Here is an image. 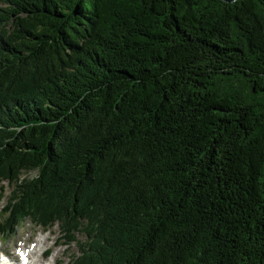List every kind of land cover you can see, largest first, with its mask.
<instances>
[{
  "label": "trees",
  "instance_id": "1",
  "mask_svg": "<svg viewBox=\"0 0 264 264\" xmlns=\"http://www.w3.org/2000/svg\"><path fill=\"white\" fill-rule=\"evenodd\" d=\"M0 3L1 233L85 234L72 264H264V0Z\"/></svg>",
  "mask_w": 264,
  "mask_h": 264
},
{
  "label": "rangeland",
  "instance_id": "2",
  "mask_svg": "<svg viewBox=\"0 0 264 264\" xmlns=\"http://www.w3.org/2000/svg\"><path fill=\"white\" fill-rule=\"evenodd\" d=\"M0 6H2L1 3ZM32 175H35V172H32ZM2 184L5 187L2 197H0V221L2 218L1 210L8 203V199L13 189L7 181ZM43 236L48 237V240H46L44 244V249L48 248L50 250L49 255H47V257L44 259L46 264L54 263L56 256L57 258H60V262L58 261L56 264H72L73 257L80 254V248L83 245L81 241H85L86 239L85 234H79V237L78 235L77 237L80 242L76 240H70V242H68L67 238H62L61 229L58 224L51 226L50 229H45L42 226L35 224L30 218H28L20 222V224L7 235L0 233V245L2 248L0 256L2 253L9 255L15 254L16 247L29 248L32 243L36 242L38 238ZM55 241H58L56 243H58L59 246L54 244ZM36 250L37 254L40 255V253L43 251V248L38 246Z\"/></svg>",
  "mask_w": 264,
  "mask_h": 264
},
{
  "label": "bare ground",
  "instance_id": "3",
  "mask_svg": "<svg viewBox=\"0 0 264 264\" xmlns=\"http://www.w3.org/2000/svg\"><path fill=\"white\" fill-rule=\"evenodd\" d=\"M46 240H48V237L47 236H43V237H40L38 238V240L35 242V244L32 246V250L34 251H37V247L40 246V248H43V251L40 253V255L37 254V252H33L31 251V253H33V255L35 256L32 264H46L44 262V259L47 257V251L48 249H44V244L46 242ZM65 240V239H63ZM66 241V240H65ZM58 241H55L54 244L58 245V243H56ZM1 246V245H0ZM59 246V245H58ZM67 250V249H66ZM66 252V251H65ZM15 255V254H14ZM25 258H28V256H26ZM48 259V258H47ZM56 260L54 261V263H49V264H56L58 261L60 262V258L56 256L55 258Z\"/></svg>",
  "mask_w": 264,
  "mask_h": 264
}]
</instances>
